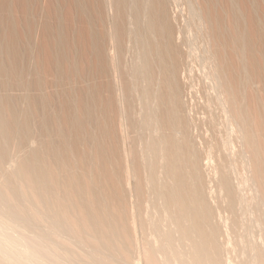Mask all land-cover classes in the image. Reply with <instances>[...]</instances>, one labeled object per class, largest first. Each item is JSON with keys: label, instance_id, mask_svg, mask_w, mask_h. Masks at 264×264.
<instances>
[{"label": "bare ground", "instance_id": "obj_1", "mask_svg": "<svg viewBox=\"0 0 264 264\" xmlns=\"http://www.w3.org/2000/svg\"><path fill=\"white\" fill-rule=\"evenodd\" d=\"M0 229V264H264V0H0Z\"/></svg>", "mask_w": 264, "mask_h": 264}, {"label": "rangeland", "instance_id": "obj_2", "mask_svg": "<svg viewBox=\"0 0 264 264\" xmlns=\"http://www.w3.org/2000/svg\"><path fill=\"white\" fill-rule=\"evenodd\" d=\"M185 67L188 68V64H187V62H185Z\"/></svg>", "mask_w": 264, "mask_h": 264}]
</instances>
